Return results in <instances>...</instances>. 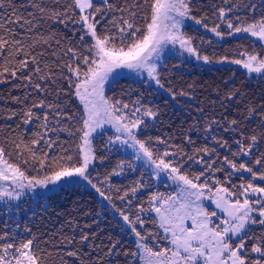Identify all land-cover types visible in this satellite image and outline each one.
<instances>
[{
  "label": "trees",
  "instance_id": "1",
  "mask_svg": "<svg viewBox=\"0 0 264 264\" xmlns=\"http://www.w3.org/2000/svg\"><path fill=\"white\" fill-rule=\"evenodd\" d=\"M158 3L94 2L98 39L124 51L144 47ZM184 3L200 28L184 26L180 34L199 58L221 66L198 68L170 54L158 68L159 87L120 79L107 90L108 108L139 128L137 142L157 169L186 186L243 201L251 190L264 193V73L257 77L245 67L252 61L264 66V0ZM77 5V0H0V159L29 181L53 179L80 164L85 115L74 76L88 73L96 54ZM203 30L226 40L217 42ZM115 140L107 133L94 142L93 188H63L50 197L42 220L0 217V264H144L134 242L121 236L126 225L117 214L131 218L157 211L179 189L156 180L138 150L126 151ZM106 183L113 189L102 198L98 184ZM110 199L114 203L103 207ZM120 203H129V212ZM153 217L145 229L147 245L171 256L172 244L157 235ZM254 226L253 235L241 241L250 247L248 264L255 248L264 255L260 218ZM159 228L167 230L164 224ZM188 257L183 264H191Z\"/></svg>",
  "mask_w": 264,
  "mask_h": 264
},
{
  "label": "rangeland",
  "instance_id": "2",
  "mask_svg": "<svg viewBox=\"0 0 264 264\" xmlns=\"http://www.w3.org/2000/svg\"><path fill=\"white\" fill-rule=\"evenodd\" d=\"M96 1L99 0H77L81 15L80 25L86 36L92 40L96 54L95 66L88 73L74 74L77 82L76 99L85 115L79 167L53 179L33 182L22 177L0 159V217L3 218L6 213L17 220L23 217L28 221L38 218L42 220L43 210L51 206L50 197L63 188L73 185L93 188L95 181L91 171L96 165L94 142L99 137L111 133L116 139L115 143L122 149L131 153L138 150V159H142L139 161L148 165L156 180L168 182L171 186L177 185L179 189L178 195L172 201H162L157 211L148 214L139 211L131 218L113 211L115 215L118 213V219L126 225V230H122L121 236L134 242L139 251L138 260L144 264H183L182 259L188 254V263L191 264H248L245 259L246 249L249 250L250 247L241 241L247 233L249 235L251 232L253 235L256 230V218H260V223L264 226V209L260 207L264 206V193L256 189L251 190L243 197V201L236 202L234 199L230 200L223 192L210 194V191L186 186L176 177L172 178L166 171L152 165L145 150L139 146L136 139L139 128L129 126L118 119L108 108L106 100L109 87L123 78L144 82L149 87H159L158 68L170 54L178 55L198 68L211 69L221 66L199 58L192 51L189 41L180 34L184 26L200 28L199 23L193 22L189 17L184 0H159L149 42L144 47L136 45L130 51H124L98 39L91 10ZM203 32L217 42L226 40L215 31ZM260 40L264 44V34ZM246 65V70L257 77L264 73V66H258L253 61ZM112 189L109 183L98 184V192L102 198ZM253 199L255 200L252 201ZM252 202L259 211L252 209ZM112 203L114 201L110 199L104 202L103 207L111 206ZM117 207H123L124 212L131 209L129 203H120ZM151 216L157 217V235H161V239L166 237L165 242L172 244L171 256L167 252L158 255L153 252L152 245L148 247L147 236L144 234ZM153 223L149 225L153 226ZM161 224L166 225L167 230L162 231L159 228ZM258 251V248L254 249L251 264H264V255ZM28 264L34 263L29 261Z\"/></svg>",
  "mask_w": 264,
  "mask_h": 264
}]
</instances>
